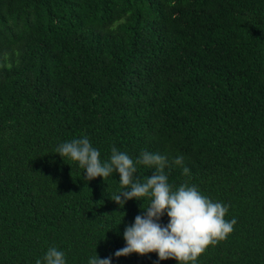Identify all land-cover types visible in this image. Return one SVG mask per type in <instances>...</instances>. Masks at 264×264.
<instances>
[{
  "label": "trees",
  "instance_id": "16d2710c",
  "mask_svg": "<svg viewBox=\"0 0 264 264\" xmlns=\"http://www.w3.org/2000/svg\"><path fill=\"white\" fill-rule=\"evenodd\" d=\"M84 136L101 160L166 156L174 187L230 206L234 231L196 264H264V0H0V264L52 246L178 264L114 255L144 201L121 207L118 172L87 181L55 152Z\"/></svg>",
  "mask_w": 264,
  "mask_h": 264
},
{
  "label": "clouds",
  "instance_id": "9594fccd",
  "mask_svg": "<svg viewBox=\"0 0 264 264\" xmlns=\"http://www.w3.org/2000/svg\"><path fill=\"white\" fill-rule=\"evenodd\" d=\"M55 152L64 160L78 162L85 170L87 181L98 177L106 181L118 172L120 190L110 199L121 207L133 199L148 202L146 207L144 203L141 205L142 214L125 228L126 245L114 253L117 258L133 253L141 256L156 253L159 261L175 259L178 264H196L209 245L225 240L234 231L236 220L225 219L229 205L214 202L197 186L187 182L178 187L169 183L166 168L170 165L166 156L143 151L133 160L113 146L110 158L101 160L100 151L93 147L87 136L61 143ZM183 161L181 155L173 163L182 166ZM140 165L155 171L141 180L136 176ZM182 172L185 176L190 175L187 167H183ZM165 214L169 218L166 225L161 223ZM35 264H67L66 254L52 246ZM88 264H112V257L101 258L96 251Z\"/></svg>",
  "mask_w": 264,
  "mask_h": 264
}]
</instances>
